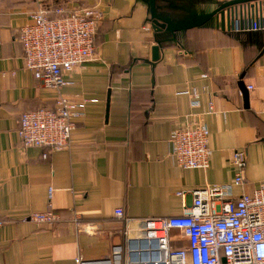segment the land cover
I'll return each mask as SVG.
<instances>
[{
  "label": "crops",
  "instance_id": "1",
  "mask_svg": "<svg viewBox=\"0 0 264 264\" xmlns=\"http://www.w3.org/2000/svg\"><path fill=\"white\" fill-rule=\"evenodd\" d=\"M78 4L102 11L97 56L64 73L66 85L45 86L24 66L18 30L40 7L54 17L55 8ZM230 33L209 25L186 29L154 60L142 0H0V264H78L76 257H108L115 245L124 264L126 219L189 213L195 190L233 179L236 150L245 153L247 183L234 195L264 181V53L257 57L263 48ZM185 89L199 95L198 106H190ZM59 95L85 100L83 115L69 147L43 158V148L21 146L18 119L53 108ZM198 116L208 126L209 166L182 169L169 137ZM45 210L58 221L25 219ZM170 237L172 248L188 244L177 229Z\"/></svg>",
  "mask_w": 264,
  "mask_h": 264
},
{
  "label": "built area",
  "instance_id": "2",
  "mask_svg": "<svg viewBox=\"0 0 264 264\" xmlns=\"http://www.w3.org/2000/svg\"><path fill=\"white\" fill-rule=\"evenodd\" d=\"M50 17L46 8H38L31 21L18 30L24 66L45 86L67 84L63 74L95 59V38L103 19L97 6L78 4L65 10L54 9ZM264 29L258 18L246 31ZM250 88V87H249ZM190 106L199 105V95L185 89ZM86 101L57 96L53 108L27 110L18 119V135L22 147L43 148L42 157L70 145L75 119L83 115ZM208 104V111H213ZM208 126L196 120L173 130L169 137L170 154L182 168L204 170L209 166ZM232 162L238 167L233 179L220 186L193 192V208L189 213L172 217L126 219L129 241L128 262L124 264H264V181L251 193L234 195L233 188L247 183L243 168V150H236ZM50 191V190H49ZM182 194V193H180ZM115 214L123 215L121 208ZM26 220L52 224L58 214L51 210L33 212ZM1 223V222H0ZM179 230L187 240L185 247H171L170 232ZM131 241L137 243L131 244ZM78 264H123L122 247H112L108 257L85 260Z\"/></svg>",
  "mask_w": 264,
  "mask_h": 264
},
{
  "label": "water",
  "instance_id": "3",
  "mask_svg": "<svg viewBox=\"0 0 264 264\" xmlns=\"http://www.w3.org/2000/svg\"><path fill=\"white\" fill-rule=\"evenodd\" d=\"M147 6L154 31L153 59H158L163 44L176 41L186 29L209 25L229 32H243L256 18L264 25V0H142ZM264 53V48L257 57ZM256 57V58H257ZM243 74H241V79ZM239 86L248 93L242 80ZM137 243L131 241V244Z\"/></svg>",
  "mask_w": 264,
  "mask_h": 264
},
{
  "label": "trees",
  "instance_id": "4",
  "mask_svg": "<svg viewBox=\"0 0 264 264\" xmlns=\"http://www.w3.org/2000/svg\"><path fill=\"white\" fill-rule=\"evenodd\" d=\"M232 36L237 37L238 40L242 41L243 43L252 42L254 44H257L258 49L264 48V30H257V31H243V32H234L230 33ZM176 40L179 39V35L176 36Z\"/></svg>",
  "mask_w": 264,
  "mask_h": 264
}]
</instances>
